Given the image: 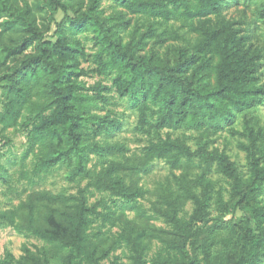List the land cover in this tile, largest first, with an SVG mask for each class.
Here are the masks:
<instances>
[{"label": "trees", "instance_id": "obj_1", "mask_svg": "<svg viewBox=\"0 0 264 264\" xmlns=\"http://www.w3.org/2000/svg\"><path fill=\"white\" fill-rule=\"evenodd\" d=\"M69 1L44 0L41 5L49 24H54L53 40L47 36L51 27L41 28L28 4L0 0L1 64L34 48L6 66L1 77L7 126L26 134L34 178L65 166L76 189L74 194L33 193L18 209V223L0 202V228L16 225L42 243L37 253L15 264H102L117 249L129 264H149L151 245L124 212L145 196L141 172L149 157L168 159L187 172L186 193L164 199L163 216L172 237L163 241L152 264H264V129L250 116L264 105V47L252 43L231 21L213 24L211 18H220L227 0H111L148 19L179 25L176 39L187 42L189 49H180L170 67L157 57L134 55L121 35L127 23L124 14H115L121 21L117 25L108 26L101 18L105 0H89L88 11L75 17L69 16ZM60 12L65 18L58 22ZM259 15L264 19V4ZM183 29L188 32L181 34ZM152 30L157 42L164 43L155 24ZM81 33H92L94 54H87L80 40H72ZM9 37L19 40L8 45ZM89 62L93 65L85 68ZM92 73L101 80L87 87L83 78ZM112 91L138 111L148 134L154 130L144 160L127 156L125 145L106 141L122 126L113 110L97 113L106 109ZM242 114L247 142L241 148L249 161L248 178L225 153L212 149L209 140ZM165 129L170 131L163 138L159 133ZM177 131L181 134L174 137ZM192 138L200 141L195 150L188 144ZM196 161L208 172L215 168L228 189L205 174L192 180ZM188 202L193 210L186 216ZM235 211L251 216L226 221L209 237L208 249L200 251L199 230L213 221L214 212L221 220ZM108 226L121 230L112 248L100 251Z\"/></svg>", "mask_w": 264, "mask_h": 264}, {"label": "rangeland", "instance_id": "obj_2", "mask_svg": "<svg viewBox=\"0 0 264 264\" xmlns=\"http://www.w3.org/2000/svg\"><path fill=\"white\" fill-rule=\"evenodd\" d=\"M21 6L28 4L37 17L38 24L41 28L45 29L48 25L51 31L47 34L48 38L53 37L55 30L54 24L50 25L47 12L41 8L44 0H18ZM71 10L69 16L75 17L84 14L88 11L89 0H71ZM264 4V0H227L225 2L220 18L213 16L211 18L213 24L219 23L221 19L235 23L237 28L242 30V34L250 37L251 42L264 47V19L259 15V11ZM101 9L103 14L101 18L106 19L108 26L117 25L119 22L117 12H122L125 17L126 28L122 29L121 35L124 43L132 48L135 56L157 57L164 64L173 67L178 61L180 49H189L187 42L176 39L175 31H177L178 24L171 22L166 25L165 21L160 18L148 19L145 15L133 13L126 8L116 5L111 0L101 2ZM65 18L63 12L57 16V21L61 22ZM152 24L156 25L158 32L164 36V43L157 42L154 37V30ZM183 32H188L183 29ZM17 37H9L6 41L8 45L14 46ZM72 40H80L86 48L87 54H94L96 49L92 41V33H81L72 36ZM34 51L33 46L25 50L21 55L13 56L6 66H12L17 61L24 58L27 53ZM93 65L92 62L84 64L85 68ZM6 66L0 62V202L2 203V210L13 212L15 215L16 223L20 220L21 205L33 193L37 192H52L54 194L65 193L74 194L76 189L67 178V167L63 166L57 168L49 175L40 179L34 178L31 173L33 156L29 153V143L26 134L19 131L18 127L8 125L9 121L5 118L8 117L5 108L7 97L5 89L2 88L4 82L1 77L4 75ZM264 72V67L262 68ZM264 74V73H263ZM87 87L94 86L101 78L96 74H90L84 77ZM264 80V76H263ZM111 86V83H104ZM36 91H33L35 96ZM109 104L106 109L97 113L105 115L107 109L113 110L114 116H117L121 122V129L116 131L115 134L106 139L107 142L117 144L121 143L128 148L127 156H136L140 160L146 158V148L150 146L153 137L155 136L154 130L148 134V129L143 128L139 123V113L136 109L132 108L128 101L120 100L115 91L110 94ZM36 99L35 97L33 98ZM102 106V105H101ZM250 116L257 118L258 126L264 129V105L260 106ZM245 116L238 115L237 119L231 123L226 124L222 130H219L209 140L212 143L211 148H216L220 152L225 153L231 161L235 162L243 173L245 178L249 177V161L247 154L242 150L241 145L246 143L245 137ZM170 131L165 129L159 134L166 138V133ZM190 136V132H186ZM158 134V135H159ZM181 132L177 131L174 137L180 135ZM157 135V134H156ZM5 138H4V137ZM199 140L191 139L188 141L192 150L197 149ZM28 156L23 160L25 155ZM201 174H205L208 179L213 182L222 183L226 189L228 185L223 178L216 172H208L205 164L196 161L194 164V171L192 173V180H196ZM187 172L177 169L172 162L168 159L149 157L146 161V168L141 172V186L145 191L144 198L140 199L139 205L134 208H127L124 210L128 219L135 221L142 229L145 236L146 243L151 245L149 253V264L155 258L157 251L163 245L165 239L172 237L171 228L163 216V211L167 209L164 202L165 198H176L178 195L186 193V182L184 178ZM6 177V179H1ZM226 194V191L224 192ZM227 198V197H226ZM264 204V196L261 198ZM193 207L190 202L185 207V215L189 216L192 213ZM251 215L246 211L231 212L226 217L219 220L218 212H214L213 221L207 226L199 230V248L200 251L208 249L209 237L222 229L226 221L234 219L239 222L242 219L249 218ZM254 224V223H252ZM120 226L110 227L104 229L103 236L99 242V250L105 251L112 248L114 241L120 233ZM42 243L33 236L27 233H22L18 230L16 225H5L0 228V263L15 264L18 261L24 260L30 253H37L41 248ZM9 257V258H8ZM120 257V264H129L126 254L122 250H111L108 258L102 264H112L115 258ZM11 260V262H10ZM52 264H60L58 261H52Z\"/></svg>", "mask_w": 264, "mask_h": 264}]
</instances>
